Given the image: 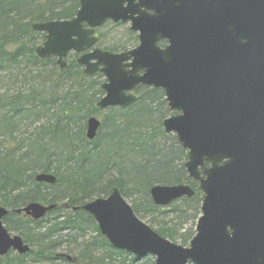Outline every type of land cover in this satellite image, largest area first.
Instances as JSON below:
<instances>
[{"label":"water","instance_id":"95a60500","mask_svg":"<svg viewBox=\"0 0 264 264\" xmlns=\"http://www.w3.org/2000/svg\"><path fill=\"white\" fill-rule=\"evenodd\" d=\"M108 21L129 23L138 46L121 53L96 48L95 29ZM32 29L44 34L35 49L40 59L54 57L62 69L75 53L85 75L104 76L98 109L128 107L138 86L162 90L168 109L176 112L163 120V130L187 152L184 169L202 193L188 246L139 219L116 188L73 211L89 214L112 248L137 260L264 264V0H79L73 18ZM99 127L96 117L87 120L89 141ZM34 180L57 182L52 173H38ZM193 195L186 184L149 191L158 207ZM56 208L33 202L13 213L39 221ZM9 212L0 206V258L30 251L5 228Z\"/></svg>","mask_w":264,"mask_h":264},{"label":"trees","instance_id":"16d2710c","mask_svg":"<svg viewBox=\"0 0 264 264\" xmlns=\"http://www.w3.org/2000/svg\"><path fill=\"white\" fill-rule=\"evenodd\" d=\"M78 7L79 0H0V72L15 71L20 78L0 94V206L10 211L5 228L30 247L24 255L10 252L0 264H112L114 258L135 263V257L111 247L90 215L73 211L114 188L162 237L187 246L194 235L202 194L184 169L186 151L163 130L162 121L174 113L162 90L139 86L128 107L101 111L103 75L86 76L75 54L63 69L55 58L36 55L44 35L32 25L71 19ZM27 66L37 73L21 74ZM93 116L101 125L89 141L86 124ZM33 124L32 131H21ZM38 173H52L56 184L35 182ZM177 184L189 185L193 197L164 208L153 204V186ZM33 202L57 208L39 221L13 213ZM90 229L96 235L87 238ZM62 247L75 263L57 256Z\"/></svg>","mask_w":264,"mask_h":264},{"label":"rangeland","instance_id":"374dc122","mask_svg":"<svg viewBox=\"0 0 264 264\" xmlns=\"http://www.w3.org/2000/svg\"><path fill=\"white\" fill-rule=\"evenodd\" d=\"M111 23L105 24L102 28L97 30V36L99 39V42L97 44L98 47L100 48H113L115 49V51H113L114 53H118V52H122L131 48H134L137 46L138 42L137 40H134L132 36H128L127 31H129V24H118L117 26L112 27ZM134 34V33H133ZM136 36V34H134ZM74 54H69L67 59L65 60V64L67 67V63H69L71 61V59L69 58V56H72ZM64 67V68H65ZM23 70V69H22ZM49 70V69H46ZM58 70V69H57ZM31 73L33 76L37 73L36 71H32L30 68H28V66L23 70V72L21 74H27V73ZM16 74V77H15ZM9 75H11V77H9ZM14 75V76H13ZM30 75V76H32ZM13 76V77H12ZM30 76L27 77V79H30ZM41 77V76H39ZM41 80V82H43V77L39 78ZM20 83V78L17 77V73H15V71H9V72H5L2 71L0 72V94L4 93V91H6L8 88V90H10V83ZM29 122H27L28 124ZM37 125L33 124L32 126L28 127L27 129H25V127L21 128V131H32ZM125 200L127 201L128 204L131 205V200L125 198ZM143 222H145L146 224H148V219H141ZM188 226V225H187ZM153 228H156V226H153ZM15 234V233H13ZM95 232L90 229L88 234H87V238L89 237H95ZM178 243V242H176ZM180 244V243H178ZM66 249L65 247L60 248L57 252L60 254H65L69 257H71L70 255L65 253ZM153 258V257H152ZM151 258L149 256L139 259L137 260L135 263L133 264H154V260L151 261ZM154 259V258H153ZM118 259L113 260L112 264H118ZM123 264H130L129 260L124 262Z\"/></svg>","mask_w":264,"mask_h":264},{"label":"flooded vegetation","instance_id":"af4514ba","mask_svg":"<svg viewBox=\"0 0 264 264\" xmlns=\"http://www.w3.org/2000/svg\"><path fill=\"white\" fill-rule=\"evenodd\" d=\"M94 35H95V37H97V38H98V36H97V30H96V32H95V34H94ZM228 232H229V234H231V233H232V231H231L230 229H229V231H228ZM73 260H74V259H73ZM73 262L75 263V260H74Z\"/></svg>","mask_w":264,"mask_h":264}]
</instances>
